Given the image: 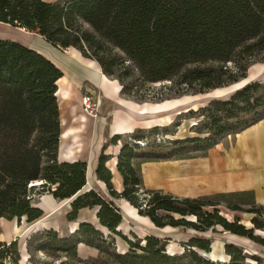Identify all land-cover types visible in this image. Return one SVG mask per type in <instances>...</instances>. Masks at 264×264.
Returning a JSON list of instances; mask_svg holds the SVG:
<instances>
[{"label":"trees","instance_id":"trees-1","mask_svg":"<svg viewBox=\"0 0 264 264\" xmlns=\"http://www.w3.org/2000/svg\"><path fill=\"white\" fill-rule=\"evenodd\" d=\"M0 24L35 32L57 48L74 47L86 58L94 57L85 52V45L93 49L103 41L120 49L135 64L144 83L170 82L179 87V95L191 91L203 93L236 83L246 77L256 57L264 54V0H0ZM84 24L93 31L84 29ZM95 60L106 76L120 82L122 94L132 95L134 91L129 88L126 92L122 79L112 76L102 58L98 56ZM61 76L62 71L36 50L18 41L0 39V218L18 222L25 219L27 223L41 218L43 211L34 206L29 193L38 181L42 190L55 199H71L67 221H75L80 209L98 207L97 219L107 234L93 224L80 223L66 236L45 229L28 239L46 240L38 246L39 250L48 255L65 254L76 259V264H83L77 258L79 243L103 254L105 244L115 249L117 237L128 248L123 254H111L115 258L113 264H241L245 260L242 249L233 244L224 246L228 261H212L202 256L199 252L211 251L212 239L197 234L181 242L182 252L173 255L167 252L164 240L153 235L140 239L131 233L133 239L128 238L117 230L122 216L112 199L118 198L126 200L158 228H191L204 233L220 226L222 231L264 245V238L253 236L252 228H246L238 217L231 221L218 212L223 203L233 211L240 210L237 203L223 199L250 195L254 204L244 212L255 214L250 219L253 228L264 230L259 220L264 217V208L255 203L251 192L180 198L160 190L143 189L139 163L195 157H157L137 162V149L146 145H137L142 139L134 135L145 130L138 129L133 138L128 137L118 154L117 169L123 179V190L118 193L113 189L111 174L105 167L108 156L101 154L95 173L106 183L110 197L94 189L84 191L87 164L57 160L59 114L55 93L56 81ZM200 111L208 114L209 133L215 131L218 137L236 134L264 118V83L250 82L229 99L212 100ZM35 132L36 142L31 144ZM118 139L120 136H114L112 143ZM200 141L199 137L180 140ZM217 143L209 139L205 152L197 156L205 155ZM48 151H53V166L45 168L42 158ZM205 207L213 211H204ZM27 254L30 261L32 255L29 251ZM6 259L19 264L17 239L0 241V264ZM84 264L95 263L84 261Z\"/></svg>","mask_w":264,"mask_h":264},{"label":"crops","instance_id":"crops-1","mask_svg":"<svg viewBox=\"0 0 264 264\" xmlns=\"http://www.w3.org/2000/svg\"><path fill=\"white\" fill-rule=\"evenodd\" d=\"M29 33L36 34L35 32ZM10 40L18 41L36 50L62 71V76L56 81L55 93L59 114L57 160L59 162H85L87 164L86 185L83 190H95L97 187L101 194L110 197L106 183L98 179L95 173L99 156L101 154L108 156L105 167L111 174L110 182L113 189L120 193L123 190V179L117 169V157L123 145L121 139L138 129L148 130L155 126L160 127L162 125L160 121L165 123L169 118L160 111L168 106V101L152 105L127 97L122 94V85L117 79L106 76L96 61L82 56L74 48L54 47L41 36L31 39L22 36L19 39ZM263 64L260 63L258 71L264 67ZM85 83L90 87H84ZM83 94L99 96L100 105L96 118L86 113L81 106L80 101ZM114 136H120V139L112 143ZM138 171L142 187L146 190H160L180 198L251 192L255 203L264 208V118L245 127L231 140L217 143L203 156L147 161L139 163ZM43 197L47 204L44 201L34 203V206L43 211L42 217L38 220L43 219L45 214L51 215L67 202L69 210L66 214L70 211L71 199L59 201L51 194ZM119 199H112L122 216L117 230L124 234L122 225L125 216L150 221L148 217L139 215L137 209L126 200L122 199L120 202L122 204H118L116 200ZM82 211H84V216H81ZM97 211L98 207L80 209L77 219L68 221L72 224L68 233L76 230L80 223L93 224L97 229L107 232V229L98 222ZM22 220L25 221V219ZM155 228L159 230L180 229L171 226ZM45 229L56 230L54 227H49L41 230L34 229L33 233ZM129 230V233L135 234L132 228ZM147 235H153L159 239L165 238L159 233ZM230 237L232 238L228 241L212 239L211 251L206 254L207 258L212 261H228L229 256L225 253L224 246L233 244L239 247V244L246 241L245 237L235 234H230ZM167 252L172 255L177 254L173 244L167 247Z\"/></svg>","mask_w":264,"mask_h":264},{"label":"rangeland","instance_id":"rangeland-1","mask_svg":"<svg viewBox=\"0 0 264 264\" xmlns=\"http://www.w3.org/2000/svg\"><path fill=\"white\" fill-rule=\"evenodd\" d=\"M83 27L90 32L93 31L87 24H84ZM22 36L30 39L32 37L39 38V35L37 36V34L29 33V31L0 24V39H19ZM85 48V52L87 54L93 55L95 59L98 56L103 59L104 63L110 68L113 77H119L122 79V83L126 87V92L129 91V88L134 91L131 93L132 95H126L127 97L134 99L137 102H148L152 105L168 101V106L162 109L160 113L168 116L167 118L169 119H167L165 123L160 121L162 125H160V128L158 130L148 129L144 132H140L134 135L137 139H142V141L137 142V145H146V147L144 148L137 149V162H139L141 159L149 158L159 159L160 157L164 158L174 156H197L205 152V148L209 143V139L212 141H218V143L226 140H231V138L235 135L234 133H228L224 134L221 137H218L217 135H215V131H213L212 133L208 132V114L206 111H200V108L208 107L209 102L212 100L229 99V97L234 92L241 89L250 82L260 81L264 83V67H262L261 71H258L260 63H264V61L261 60L264 57V54H260L256 57L255 62L248 68L246 77L240 79L236 83L216 88L214 90H209L203 93H193L191 91L186 94L179 95V87L173 86L172 84H170V82L164 81L157 83H144L139 76V71L136 68L135 64L132 61L128 60L126 55L120 49L103 41H99L98 43H96L93 49L88 48L87 45H85ZM94 58L89 59L96 61ZM177 80H179V78H177L176 81ZM134 136L133 134L124 136L121 140L122 142H124L128 140V137L133 138ZM192 137H199L201 138V141L180 142V140H186L187 138ZM36 138L37 133L35 132L31 136V144H34L36 142ZM52 154L53 151H48L43 155V167L48 168L53 166L51 157ZM42 189L43 185L41 184L35 185L31 187V189H29V193L32 194V201H34V203H40L44 201L47 204L46 199L43 196L48 194V192ZM95 190L98 191L99 189L96 187ZM98 192L100 193V191ZM121 200L122 199L116 201L121 205ZM223 200H226L230 203H237L240 210L233 211L227 208L223 203L220 204L218 209V212L221 215L231 221H233V218L238 217L240 223L243 224L246 228H252L253 236L264 238V230L253 228V225L250 221L251 217L255 214L244 212L245 210L250 209L254 204L253 199L250 195H242L241 197L232 198L229 197ZM68 210L69 203L67 202L64 205L60 206V208H58L51 215L45 214L43 219H40L31 224L26 223L23 220L17 222L16 219L12 221L1 219L0 240L11 241L13 239H17L18 249L21 253V260L19 264H30V262L32 264H57L61 261L69 263L74 262V264H76V259L72 260V258L67 257L65 254L48 255L42 252V250H39L38 246L41 243L46 242V240L44 241L42 238L38 237L28 240L35 231L34 229L41 230L49 227H54L59 232V234L63 236L68 235V232H70V228L72 225L65 219V214ZM203 210L212 212L213 208L205 207ZM161 214L168 213L162 212ZM81 216H84V211L81 212ZM173 216L175 218H180V216L177 214H173ZM186 218L189 220H195V218L192 216H187ZM259 220L264 224L263 216H260ZM151 223L148 219L145 220L143 218H131L125 216V221L122 225V231L124 232V234H127L128 238L132 239L133 235L129 233V228H132L134 230V233L140 236L138 237L140 239H143L145 235L150 233H159L165 237L163 240L166 246V250L169 245L173 244L174 251L177 254H180L182 252L181 242H183V240L187 241L194 234L216 240L228 241L232 238L230 237L231 233L222 231V228L220 226H215V229L210 228L206 232L200 233L191 228H167L159 230L155 228ZM103 232L104 234H107V232ZM115 246L116 247L113 250L112 248L107 247V245L105 244L103 247L104 253L102 254L99 253L96 248L88 247L83 242H81L77 246V258L83 261V264L84 261L95 264H113L115 258L114 256H111V254H123L127 251L128 248L125 241L120 237L116 238ZM238 248L242 249V254L245 256V260L242 261L241 264H264V245L246 238V241H244V243L242 244H239ZM28 251L32 255L30 261H28ZM199 253L207 258L206 254L202 252ZM212 255L214 254L212 253ZM54 256H57V258ZM256 257L259 258L258 262H256ZM3 264H13V262L11 259H6Z\"/></svg>","mask_w":264,"mask_h":264},{"label":"built area","instance_id":"built-area-1","mask_svg":"<svg viewBox=\"0 0 264 264\" xmlns=\"http://www.w3.org/2000/svg\"><path fill=\"white\" fill-rule=\"evenodd\" d=\"M84 111L93 117H97L99 112V96L92 97L89 94H83L80 101Z\"/></svg>","mask_w":264,"mask_h":264},{"label":"bare ground","instance_id":"bare-ground-1","mask_svg":"<svg viewBox=\"0 0 264 264\" xmlns=\"http://www.w3.org/2000/svg\"><path fill=\"white\" fill-rule=\"evenodd\" d=\"M40 183H41V182H38V181H37L35 184H40ZM53 209H54V208H53ZM1 219H3V218H1ZM1 219H0V220H1ZM3 220H5V219H3Z\"/></svg>","mask_w":264,"mask_h":264},{"label":"water","instance_id":"water-1","mask_svg":"<svg viewBox=\"0 0 264 264\" xmlns=\"http://www.w3.org/2000/svg\"><path fill=\"white\" fill-rule=\"evenodd\" d=\"M41 209V208H40Z\"/></svg>","mask_w":264,"mask_h":264}]
</instances>
